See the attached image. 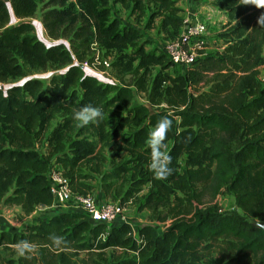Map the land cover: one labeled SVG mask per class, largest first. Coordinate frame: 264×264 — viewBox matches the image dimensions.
<instances>
[{"label":"trees","instance_id":"trees-1","mask_svg":"<svg viewBox=\"0 0 264 264\" xmlns=\"http://www.w3.org/2000/svg\"><path fill=\"white\" fill-rule=\"evenodd\" d=\"M67 1L0 0V205L18 206L26 217L53 205L48 172L58 166L73 194H92V172L100 177L104 197L121 198L123 206L151 184L141 210L156 214L172 202L173 220L166 225L169 215H158L162 231L143 225L135 234L129 222L108 228L91 224L84 214L63 212L22 232L0 229V264H101L94 256L107 250L136 254L107 264H264V231L254 224L264 222V0H194L210 1L227 14L217 35L223 49L198 57L175 76L167 71L178 66L158 48L148 49L152 41L139 28L123 25L112 8L148 15L147 29L160 17V32L173 41L184 26L181 0H78L79 11ZM40 3H46L41 22L47 36L68 45L47 46L36 37L27 20ZM97 42L116 53L114 65H121L126 50L134 56L114 84L84 70L95 59ZM156 67L160 71L153 76ZM50 70L56 73L47 86L32 78L5 88ZM135 91L148 105L134 104ZM88 104L102 109L103 120L80 127L72 112ZM165 116L172 119L165 146L172 143L174 171L158 180L148 169V138ZM117 141L131 158L105 172L103 152ZM40 144H46L45 157ZM94 158L98 162L92 165ZM123 180L124 193L117 187ZM224 189L235 196L240 212L202 206L206 191L215 198ZM20 241L30 242L33 251L3 255ZM218 244L224 245L220 260L200 258L201 249ZM82 253L86 258H79Z\"/></svg>","mask_w":264,"mask_h":264},{"label":"rangeland","instance_id":"rangeland-1","mask_svg":"<svg viewBox=\"0 0 264 264\" xmlns=\"http://www.w3.org/2000/svg\"><path fill=\"white\" fill-rule=\"evenodd\" d=\"M8 5H10V0H4ZM46 3H40L38 6L37 14L34 18L27 20L31 22L35 26V35L36 37L44 42L46 45H53L57 43H63L65 45H68V43L64 40L54 41L50 39L47 36V33L43 27V24L41 22V16H42V9L45 6ZM68 5H73L78 11V0H68ZM193 0H181L179 3V7L183 10L182 11V17L184 19H189V8L193 6ZM198 14H199V21L202 22L206 26V31L203 35L199 36L196 41V48L195 52L197 55V58L200 56H207V55H213L223 49V43L220 39H218L217 35L222 29V27L227 23V14L223 11H220L213 7L210 4V1H205L198 3ZM112 15L114 17H118L121 19L122 24L126 26H132L139 28L142 33L144 34L145 38L152 41V43L147 47L148 49L158 48L160 51L164 52L166 41L164 39V35L160 32V24L162 19L158 17L156 19L155 25L151 29L146 28V24L148 21V15L139 18L136 15H132L130 10L124 9L121 6H113L112 8ZM19 21L13 20V25L18 23ZM189 23H194L192 19L189 20ZM184 26L181 29L180 33L185 32ZM94 61L90 65L88 64L89 68H86L88 75L94 76L98 78L101 82L104 83H116L118 82V77L124 74V68L128 62H131L134 58L131 54V50H126L124 54H127L128 56L121 60V65H114L117 62L116 59V53L114 51H106L102 50V47L100 44L95 43L94 45ZM104 60L107 62V64H104L102 62ZM137 61L134 62L136 65ZM262 74L264 75V64L261 66ZM160 71L159 67H156L153 69V76ZM172 76H175L179 73L184 72L182 68L173 66L167 71ZM55 71H47V72H37L33 75H30L26 78H23L13 84H8L5 86V88L11 86V85H23V83L27 79L37 78L42 80L45 85L47 86L50 78L53 74H55ZM126 81L130 80V75H125L124 78ZM1 87V86H0ZM135 105H148V102L146 101L145 95L140 94L137 91H135ZM60 118L53 123V126L57 125V123L60 122ZM172 148V143H169L165 146L164 150L169 153ZM38 150L40 153L45 157L46 152V144L38 145ZM104 156L106 159V162L104 164L103 170L105 172H108L111 169V165L113 163L120 162L122 160H128L131 158V155L125 148L124 144L121 141L115 142L112 146L106 148L104 150ZM95 162H98L95 158L92 159L91 164L94 165ZM185 158H181L178 161L179 164V170L183 171L185 168ZM57 170H61L58 166H54ZM87 172L90 171V168L86 169ZM93 180L91 181L92 185L94 186V190L91 194V196L94 197L98 202H111V203H117L121 204V198L113 201L106 199L104 197V193L101 186L100 177L96 173H92ZM118 188H123L122 193H124L128 188V183H126L125 180L120 181L117 184ZM152 191L151 184H147L143 187L141 193L136 198L131 199L127 204L124 206V214L127 219V221L133 226L134 231L137 233L139 228L143 225H153L156 227L159 231H162L163 229V223L159 222L156 219V216L158 215H169L168 219L166 220V224H170L173 220L170 210L172 209V206H174V203H170L166 207H162L159 209V212L156 214H152L151 210L148 208L141 210V206L144 204L145 198L148 196V194ZM180 196H183L182 194H179ZM198 201H193L194 206H198ZM216 205L218 208L221 209V212L229 214L232 212H240V210L237 208L235 204V196L230 193L228 190L224 189L222 192H220L215 198L211 197V194L209 191H206L205 194L202 197V206L209 207ZM184 208L190 209L189 203H185ZM41 212H38L36 215H34L32 218L25 217L21 211V208L18 206H3L0 205V229L2 230H8L10 232H22L26 229V227L30 224H35L38 219V215ZM221 246V247H220ZM224 247L222 244H218L215 246L213 250H206L201 249L200 250V258H202L203 261H209L211 258H214L215 260H220L222 258L220 254V248ZM17 247L13 248L9 251H3V255H7L10 257L17 258L20 254L17 252ZM116 256H124V257H136L135 253H123L120 250H107L102 254V257L99 255H95L94 257L101 263V264H107L110 262L114 257ZM86 258L85 254H80L79 258ZM90 260V258H89ZM92 264V262H90ZM253 264V263H251Z\"/></svg>","mask_w":264,"mask_h":264},{"label":"built area","instance_id":"built-area-1","mask_svg":"<svg viewBox=\"0 0 264 264\" xmlns=\"http://www.w3.org/2000/svg\"><path fill=\"white\" fill-rule=\"evenodd\" d=\"M184 28H186L185 32L180 33L176 40L168 41L164 50L170 60L183 69V74L194 65L197 59L196 48H194L196 47L195 39L205 33L206 26L202 22L189 23L188 19H184ZM86 68L89 67H84L87 72ZM110 84L114 83L110 82ZM48 179L54 202L51 206H43L44 209L55 214L67 211L81 213L88 217L91 224H104L108 228L117 227L128 222L124 214L123 205L111 202H98L91 195L81 196L73 194L69 180L54 166L48 172Z\"/></svg>","mask_w":264,"mask_h":264},{"label":"clouds","instance_id":"clouds-1","mask_svg":"<svg viewBox=\"0 0 264 264\" xmlns=\"http://www.w3.org/2000/svg\"><path fill=\"white\" fill-rule=\"evenodd\" d=\"M72 118L79 122L80 127L97 125L103 120V112L99 106L88 104L78 110H73ZM171 127L172 119L165 116L157 121L148 138L150 151L148 169L158 180L167 179L174 171L171 166L172 156L164 150L166 136ZM16 250L21 256H24L33 251V245L28 241H20Z\"/></svg>","mask_w":264,"mask_h":264},{"label":"crops","instance_id":"crops-1","mask_svg":"<svg viewBox=\"0 0 264 264\" xmlns=\"http://www.w3.org/2000/svg\"><path fill=\"white\" fill-rule=\"evenodd\" d=\"M205 2V1H204ZM198 3H201V2H195L193 0V6L191 8H189V10H187V12H189V19L187 17L188 20L192 19L194 21V23H198L200 22L199 21V14L197 13L198 12ZM183 9V8H182ZM184 19V18H183ZM38 212H41L39 215H38V219H37V222L42 220V219H49L50 217L56 215L55 213L53 212H50L46 209H44L43 206L39 207L34 213H32L30 216H27L28 218H32L34 215H36ZM26 217V216H25ZM2 230V229H1ZM5 230V229H4ZM18 232V231H17ZM13 233V232H12Z\"/></svg>","mask_w":264,"mask_h":264},{"label":"water","instance_id":"water-1","mask_svg":"<svg viewBox=\"0 0 264 264\" xmlns=\"http://www.w3.org/2000/svg\"><path fill=\"white\" fill-rule=\"evenodd\" d=\"M29 79H30V78H29ZM27 80H28V79H27ZM27 80H26V81H27ZM26 81H25V82H26ZM25 82H24V83H25ZM24 83H23V84H24ZM0 88H1V87H0ZM254 224H256L257 226H259V227L264 231V222H258V221L255 220V221H254Z\"/></svg>","mask_w":264,"mask_h":264}]
</instances>
